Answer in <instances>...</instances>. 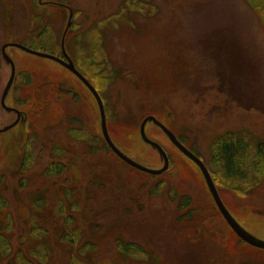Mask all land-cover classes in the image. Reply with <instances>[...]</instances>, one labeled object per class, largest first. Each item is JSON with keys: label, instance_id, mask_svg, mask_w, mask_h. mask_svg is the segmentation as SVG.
<instances>
[{"label": "rangeland", "instance_id": "obj_1", "mask_svg": "<svg viewBox=\"0 0 264 264\" xmlns=\"http://www.w3.org/2000/svg\"><path fill=\"white\" fill-rule=\"evenodd\" d=\"M260 10L246 0H0V129L16 119L1 104L12 72L3 46L67 57L102 98L118 149L161 169L140 134L155 117L196 152L232 217L264 243V175L226 186L213 161L225 134L264 143ZM6 52L17 77L6 102L16 97L23 113L0 134V233L13 226L3 264H22L19 253L33 264L43 261L34 253L48 264H264V250L238 238L199 167L159 127L149 122L146 135L170 166L153 176L107 152L98 103L76 75Z\"/></svg>", "mask_w": 264, "mask_h": 264}, {"label": "water", "instance_id": "obj_2", "mask_svg": "<svg viewBox=\"0 0 264 264\" xmlns=\"http://www.w3.org/2000/svg\"><path fill=\"white\" fill-rule=\"evenodd\" d=\"M9 47H14V48H18L26 53H29L31 55L34 56H38V57H42L45 59H49L52 61L57 62L58 64L62 65L63 67H65L66 69H68L70 72H72L74 75H76L84 84L85 86L91 91V93L94 95L98 106H99V110H100V114H101V119H102V132H103V137L105 139V142L107 143V145L110 147V149L113 151V153L119 158L121 159L123 162H125L126 164L130 165L131 167L137 169L138 171L147 173L149 175H153V176H159L162 175L163 173H165L170 166V160L169 157L167 155V153L165 152V150L162 148V146H160L158 143L150 140L147 135H146V126L149 122H152L153 124H155L157 127H159L171 140V142L176 146V148L178 150H180L189 160H191L193 163H195L199 169L201 170L207 186L211 192V195L213 197V200L217 206V209L219 210V212L221 213V215L223 216L224 220L226 221V223L230 226V228L233 230V232L238 236V238L240 240H242L243 242H245L246 244L257 248V249H261L264 250V243L258 242L257 240L253 239L252 237H250L241 227L240 225L236 222V220L232 217V215L230 214V212L228 211V209L226 208L225 204L223 203L218 190L216 188V185L212 179V176L209 172V170L207 169V167L205 166V164L196 156L194 155L190 150H188L178 139L177 137L168 129L166 128L162 123H160L155 117H147L143 123L141 124V128H140V134L142 139L149 144L150 146H152L153 148H155L159 154L161 155V157L164 160V166L159 169V170H152L149 168H146L140 164H138L137 162L131 160L129 157H127L124 153H122L113 143L109 132H108V128H107V121H106V112H105V107H104V103L102 98L100 97V95L98 94V92L96 91V89L94 88V86L83 76L81 75L78 70L76 69L75 65L73 64V62L68 59L66 57V60L58 58L56 56H53L51 54H47V53H41V52H37L34 50H31L21 44H17V43H9L3 46L2 48V54L3 57L6 59V61L11 65V77L10 80L4 90L2 99H1V104L3 108H6V99L8 96V93L10 92V89L14 83L15 77H16V67L15 64L13 62V60L7 55V49ZM10 110V109H9ZM18 116L20 117V115L18 114ZM19 120V119H18ZM18 121L15 123L17 124ZM14 124V125H15ZM14 125L0 130V132H6L9 129H11Z\"/></svg>", "mask_w": 264, "mask_h": 264}, {"label": "trees", "instance_id": "obj_3", "mask_svg": "<svg viewBox=\"0 0 264 264\" xmlns=\"http://www.w3.org/2000/svg\"><path fill=\"white\" fill-rule=\"evenodd\" d=\"M246 1L250 6V8H252V10L254 11L260 10L261 8L260 12L264 11V2L263 3L262 1L254 2L253 0H246ZM43 52L50 54V52L48 51H43ZM27 82L29 83V81ZM178 140L182 143V140L180 138H178ZM103 146L107 150V152H109L112 156L122 161L113 153V151L110 149V147L107 145L105 141L103 142ZM213 148H214L213 161L222 170L219 180L224 185L233 186V184L235 185L237 184L238 187L240 183L247 184V182H249L254 176L262 177L264 175V143L263 142L255 143V141L253 140L250 134L247 133L225 134L215 142ZM190 151L197 156L194 150L191 149ZM53 170H57V169L53 168ZM62 171H64L63 168L59 169V172ZM212 179L214 181V178ZM190 205L191 203L189 200H185L181 204L182 208L185 210L189 208ZM7 229H8L7 232L9 233V231L13 229V226H9L7 227ZM8 233H2V234L0 233V264H3V258L12 255L13 252L12 243L11 240L9 239L10 234ZM20 254L21 253L18 254V259L22 264H33L31 260L25 257V254H23L24 256H20ZM30 255L32 257V254ZM33 256L35 259L43 260L42 262H39L40 264L49 263L48 261L47 262L44 261L46 258L44 259L43 254L40 256L39 255L36 256L34 253ZM81 263H82L81 261H78L76 264H81Z\"/></svg>", "mask_w": 264, "mask_h": 264}, {"label": "flooded vegetation", "instance_id": "obj_4", "mask_svg": "<svg viewBox=\"0 0 264 264\" xmlns=\"http://www.w3.org/2000/svg\"><path fill=\"white\" fill-rule=\"evenodd\" d=\"M73 64L75 65V63L73 62ZM75 67H76V69L78 70V72L80 73V70H79V68H77V65H75ZM15 80H16V82H17V77H15ZM14 80V81H15ZM15 83V82H14ZM14 83H13V85H12V87H11V90L13 89V87H14ZM93 85V84H92ZM94 86V85H93ZM95 88V87H94ZM96 89V88H95ZM11 92V91H10ZM13 92H14V89H13ZM98 92V91H97ZM99 94V93H98ZM93 95V94H92ZM93 97H94V95H93ZM95 98V97H94ZM7 99H8V96H7ZM7 99H6V101H7ZM6 107L8 108V109H6V108H3V109H5V110H7V111H9V112H11L12 114H15L16 115V119H15V121L13 122V123H11L8 127H10V126H12V125H14L17 121H18V123L17 124H15V126H13L11 129H9L8 131H6V132H0V134H9V133H11L15 128H17V127H19V125H20V122H21V115H22V113H23V107H22V105H21V102H18L17 101V99H16V97H14V101H13V103H11V104H9L8 105V103L6 102ZM10 109V110H9ZM18 114L20 115V117L18 116ZM19 119V120H18ZM0 126H1V118H0ZM5 128H7V127H5ZM4 128H1L0 130H3ZM169 160H170V158H169Z\"/></svg>", "mask_w": 264, "mask_h": 264}]
</instances>
